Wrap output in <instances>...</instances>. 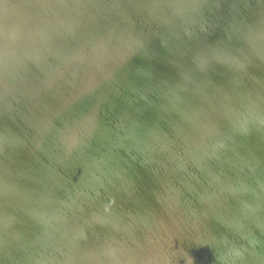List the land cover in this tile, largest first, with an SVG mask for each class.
I'll use <instances>...</instances> for the list:
<instances>
[{
	"label": "rangeland",
	"instance_id": "rangeland-1",
	"mask_svg": "<svg viewBox=\"0 0 264 264\" xmlns=\"http://www.w3.org/2000/svg\"><path fill=\"white\" fill-rule=\"evenodd\" d=\"M94 1L95 0H0L1 53L7 52L5 50L7 42L16 41L18 44L21 42L18 46V51L16 50V53L14 54L16 58L8 53L6 61L8 58L9 60L7 62H0V70L2 73L13 68L9 70V72L6 71L4 74L5 76L0 72L1 90H9L7 91V95L9 92L11 93L8 95L11 97L10 100L12 99L13 102L16 100L12 103V105L10 100L6 101L9 104L7 103L5 106L6 103L4 100L9 99L8 96H5L6 98L3 99V102H0L2 103L0 104V107H5V109L0 108V117L1 120L3 119V122H0L3 123L4 127V129L1 130L2 125L0 123V156H2L3 153L8 152L3 155L1 162L4 159L5 163L10 162L9 165L5 164L6 171H3L5 168H1L0 166V170H2V172L0 171V176H4L6 172L10 173L9 171H14V166H16L15 168H19L25 162L27 159L26 157H28V154H30L32 149L30 152L28 151L29 153L26 151L29 150V147L32 148L31 146L34 144L33 142H36V137L32 138L31 136H26L22 140L23 144H17V146L15 143L11 144V138H13L11 137V134L17 135V133H20L18 136L15 135L17 138L24 133L21 132V126H16L20 128H16L15 131L13 130L15 133H12L8 127L11 128V125H13L12 127L15 126L12 122H9V119L12 116L11 113H16L14 115L16 118V116L23 111V100L25 99L23 97L24 95L25 97L30 95L29 89L32 91V87H34L35 82L38 80H48V78L42 79L44 77V73L49 75L51 80L57 82L58 84H66L70 86L71 89L73 85H78L82 88V85H84L88 79L87 74H84L80 80H69L65 75L55 76L60 73L55 71V67L59 64H67L66 62L69 61V58L74 59L75 57L78 58H75L74 64L81 65L83 61L81 57H85L86 60H90V68H92V71L96 76H103L107 78L111 75V71L108 72L102 69L103 64L94 69V62L96 58H98V55L102 52L101 47L103 42L94 43V40L93 44H91V41L89 40L95 38L89 39L86 35H80L77 37L81 26L82 16L86 13L96 14L100 11V8H104L106 6L111 11L113 10L112 12L115 10V12L110 14L112 15L111 18L109 17L111 20L107 23L105 22V26L102 25L104 26L103 29L108 28V30H113L117 33L119 28L115 25L122 17L126 20L124 34L127 36L131 34L135 27L147 28L152 26L159 17V10L162 6V0H104V2L102 0V4L98 6V10H94L90 8L92 7L91 5L94 4ZM205 1L207 5L203 4L202 7L197 8L199 13L198 21L206 22L205 28L209 29L211 33L210 36L199 37L197 33H192L190 35L186 34V40L184 43L188 45L191 44V47L190 49H185L176 54L161 53L159 46H156V44L152 42L150 51H148V56H146L145 53H140V55L145 57L146 62L153 60L154 65L152 68H145L141 64L143 59L139 58L140 62L134 68L132 73L127 75L114 74L115 79L121 81V83H118L121 87L120 91L123 93L121 97L124 95L132 97L131 99L137 101V105L139 102V106L131 110L124 109V112H121L123 106L125 105L124 102H115L113 104L115 112L110 114L107 117V120L108 122L111 121V126L114 128L111 132H117L116 136L111 135L108 128L101 132L103 130L102 129L97 134L100 138L97 139V144L100 148L98 153L100 152V155L104 154L101 157L110 155L117 156L120 158L118 166L112 169V160H108L109 157H106L102 158L101 164L103 169H99L97 171L91 165L96 159L97 149L87 146L86 154L89 158V168L86 169V172L89 173H87V180L82 183L81 187H76L73 183H71L73 182V179H71V182L63 184L64 197L68 202L70 210H73L72 202H75L78 198L83 199L85 197L92 196V198L90 197L86 201L87 209L84 211L81 218L78 219L79 222L67 227L63 232H59L53 228L45 230L46 226L44 223L46 220H49L53 214L50 210H47L43 220L36 223L32 222L33 220L26 221L23 226V233L15 231L13 234H9V232H5L2 239H0V249L3 248V246H10L12 252L9 254H1L0 252V264H12L15 259L20 264H39L38 260L41 259V257H43V260L41 259L42 264H60L62 259H64V261L66 260L67 264H72V254H76L74 257L79 258L81 257L83 249H86L93 255L97 256L95 264H196L195 259L201 261V264H214L218 262L219 259L214 260V262L209 259L212 256L213 247L202 241L205 240V231L200 219L204 215L210 214L209 208L203 204V202L208 200L210 197L209 191L207 190L210 183L198 182L196 180V174H207L212 177V175L216 173V170L211 164H204L200 168H187L190 166V162H186L184 161V158L179 157V155L183 152L185 145L182 142L184 137L181 134V128L183 127V121H185V119L193 115H197L210 105H205V103L215 101L217 99L219 100L220 97L236 91V72L228 67L229 62L241 61L242 65V60H246L250 57L252 67H255V63L258 62L257 60L260 52L264 50V31H262L264 30V0H252L250 3H248V0H226L225 3H220L219 0ZM246 1L248 4H246ZM144 2H147L148 4L143 5ZM238 3H242L243 5L240 10L237 9ZM140 7L141 9H139ZM246 7H250V10ZM115 8L119 9L118 12ZM203 12L208 15L207 20L204 19ZM115 13L116 15L118 14V18H116V15L113 16ZM140 13H143V17H140ZM237 17L239 18L238 20ZM17 27L25 28L26 33H15V35L13 31ZM103 29H100V31ZM225 30H231L230 32L233 34V40L229 39L228 41V43L230 41L233 43V48L229 49L228 47L230 46L227 43L222 47L212 49L213 46L222 39V35ZM253 30H259L261 32L253 34ZM171 34L172 32H169L168 36ZM181 35L184 36V33L182 32ZM63 36H66L67 40L63 39ZM103 36L107 37L105 35ZM86 37L89 40L86 39ZM73 45H76L77 49L73 47ZM38 46L42 49H39ZM47 46L50 48H46ZM165 46L167 47V44H165ZM80 47H86L90 53L88 55H85L83 52L74 53V50H78ZM153 47L157 48V55L154 57L152 56L153 54L151 51ZM206 47L212 50L210 52L203 53L201 48L204 50ZM161 50L165 51L163 47H161ZM25 51L26 54H23L22 56V52L25 53ZM25 55L27 56L25 57ZM47 55H50L48 57H51V60L45 67L44 64H46L45 59ZM18 57L20 59L23 57V63L22 60H20V63H22L21 66H19V64L18 69L17 67L10 68L9 65L10 62H12L11 60L15 62ZM62 58L65 59L62 60ZM24 59L27 62H25ZM98 59L103 62L105 61L103 58ZM196 59H198V63H196V65L198 64L199 71L194 72L193 61ZM65 60L66 62L63 63ZM4 63L6 65L9 64L8 69H5L7 67ZM25 63H27V65ZM113 64L115 68L118 65V62ZM210 65L216 69L215 74L207 71V67ZM1 67H5L4 70ZM25 67L29 70L26 71ZM82 67L83 64L79 67V69ZM42 68L45 70H42ZM15 69L19 71H16ZM240 69L241 72L250 73L243 70L242 67ZM13 70L19 74L15 73ZM10 71H13L14 73L11 72V75ZM20 72H23L24 74H21ZM29 72H31L30 76L27 75ZM7 73L8 75H6ZM9 73L10 77H8ZM14 74L15 79L13 77ZM17 74L18 76H16ZM20 76H22L25 80H22V78L20 79ZM26 77L32 79H26ZM129 77H135L138 81L128 84L127 79ZM230 77H233V79ZM31 81L34 82L32 83ZM23 85L26 88H24ZM28 85H30V88H28ZM215 86L218 87L217 92L213 91ZM144 93L147 94L143 95ZM182 94L184 97H179L172 103H164L170 102L172 96H180ZM15 97L19 99H16ZM255 97L259 99L264 98V91L257 92ZM30 101H35V96H31ZM144 102L152 103V107L156 111L153 112L151 116H157L158 118L154 119L151 116H148L149 109L142 106ZM3 109L4 113L6 110H10V112L5 113V115H11L9 116V119H7L8 116L5 118L6 116L3 113ZM175 109L177 112L174 111ZM43 111L44 110L42 109L41 112ZM45 112L48 115L53 116L48 109H46ZM169 112H173L176 115L168 117ZM106 113L107 111L102 112L101 116L105 118ZM263 113L254 118L252 127L253 130H259ZM2 115H4V117H2ZM14 117L12 116L11 119ZM6 119L9 124H12L7 126L8 123H6L5 125L4 122ZM62 122L63 127L69 130L70 135L73 138H78L83 135L85 123L82 122L81 117L75 112L62 116ZM120 128L131 132V135L126 136L123 139L119 133ZM17 129L19 132L16 131ZM175 131H178L183 139L177 136L173 137V140L169 142L157 143V146L163 147L160 156H163V154L168 156H163V158L159 159V171L151 178H155L156 175L162 172H167L166 168L168 167L169 171H172V174H170L172 176V180L169 181L171 177L165 173L166 175L164 174V176L159 179V183L153 187H150L152 184H140L138 182L133 183L129 189H134L132 191L135 195V198H132L134 203L126 205L125 202H123L124 200L120 198L113 206L116 215L110 218V221L102 218V216L98 213L102 214L103 210L111 207L112 204L106 196H104L100 201L97 200L95 198V194L97 192L105 194L108 189L105 186H101L99 184L96 185L92 181L88 183V177L92 178L95 174L97 178L101 180L100 182L105 180L117 182L115 179H118L120 180L119 184H122L125 187L126 184L138 180L142 172L148 169L154 170L157 168V162L153 160V157L157 154L150 155L152 157L145 165H142L144 160L140 162L142 157L140 151H143V149L139 148V143L134 141L141 140L143 138L145 139L146 136L154 133L169 132L174 134ZM4 140H7L8 142H5ZM37 144L39 143L37 142ZM196 146L197 148H200L202 144H196ZM24 148H27L26 151ZM257 148V152H260L253 153L249 163L258 169L264 170V158L259 156V154L264 156V148L261 145H258ZM61 149L62 148H52V150ZM20 150H22L21 153ZM17 152H19L20 155L17 154ZM231 152L232 156L235 157L238 153V147H232ZM9 153L11 159L9 158ZM14 154L16 156L19 155V157L15 158V162H11ZM21 154L26 156H22L24 160L21 159L22 164L21 161H19L21 165L19 164L20 166H18V164L15 163L18 162ZM6 155L10 160L5 158ZM175 156L177 158L174 166L169 167V164L173 161ZM127 157H129L131 162H133V166H130L127 163ZM238 158L235 159L237 160ZM1 162L0 164L4 166ZM11 163H13L14 166ZM10 165H12L13 168L10 167ZM6 166L12 168V170H8V167ZM124 166H127L129 170L128 173L124 171V173H126L124 176L131 174L134 178L121 183L118 170ZM139 167L142 168L141 172L139 174H132L133 171ZM84 169L85 166H71L68 168V171L71 174H77L79 170ZM61 170H63V167L59 164L52 169V172H55L53 175L55 180H59L58 177ZM231 170L236 175H240L241 173H245L246 168L242 167L240 169L239 167H235ZM175 172L177 178L180 180V183H178L174 178ZM254 182L260 187L257 186V190L255 192L249 193L250 198L252 200L257 197L259 199L264 198V172L256 175ZM90 183H92V185H90ZM154 190H159L161 192L159 195L151 197L154 198L156 202L144 208H140L142 203L148 201V199H145ZM29 192L31 194L30 200L32 202L39 203L44 196L45 187L42 184H36L34 188L29 190ZM177 194L183 195L180 205H178L177 208L170 210L169 204L173 199L172 197ZM0 198H4L5 201L9 198L13 199V196H10V194H3L0 195ZM1 207L7 209H0V226H3L1 222H6V215L4 214L7 211H11L13 214L15 210L12 208L15 207V203H13V201H11V204L3 203V206ZM138 208L140 209L137 211ZM227 211L228 214L222 215L225 227L223 234L219 236V241L216 244V251L218 253H227L228 248L232 245V233L235 231V226H232V222H234V214L230 209H227ZM221 213L222 211H216L212 215L216 219ZM255 220L256 225L260 229L264 230V213L259 214ZM134 227H137V230ZM35 232H41L39 235L40 242L38 244L41 247L39 248L41 250L49 251L47 254H43L42 252L39 254L40 257L33 260L32 257L30 258L29 256H31L30 254L34 250V246L36 244L32 246L31 243L34 240H31L26 236L27 234ZM188 235L190 236L188 237ZM75 237L78 238L76 241L69 242L71 238ZM9 240H12V242L8 243ZM254 242L259 243L258 241ZM26 246H29V250L32 248V251H28L29 256H26L27 251L22 254L18 252L20 249L28 250ZM49 246H54L55 248ZM182 246L190 247L189 255L191 259L186 262H181L173 258V254L177 248ZM256 246L257 245L254 244V248ZM3 249H1V251H4ZM114 250H119L114 259L107 258L106 254ZM27 257H29L30 260ZM22 258H24V260ZM25 259L29 261H26ZM252 259L254 260L252 254L245 256L243 263L251 264ZM22 261L24 262L22 263ZM19 263L16 262L15 264Z\"/></svg>",
	"mask_w": 264,
	"mask_h": 264
},
{
	"label": "bare ground",
	"instance_id": "bare-ground-1",
	"mask_svg": "<svg viewBox=\"0 0 264 264\" xmlns=\"http://www.w3.org/2000/svg\"><path fill=\"white\" fill-rule=\"evenodd\" d=\"M219 2L225 3L226 0H219ZM250 2H252V0H248V3ZM161 3L162 6L158 14L159 17L152 26H149L147 28L135 27L131 34L127 36L124 34L126 20H124L122 17V20L120 19V21L117 19L119 22L117 21L115 25L117 28H119L117 33L113 30H108V28L103 29L105 24L109 20H111L109 19V17L111 18L112 16L110 14L114 13L115 10L114 12H112L113 10L111 11L108 7L105 6L104 8H100V11H98V13L96 14H83L84 16H82L81 18V26L79 28L77 37L80 35H86L87 37H89V39L95 38L89 40L86 37V39L91 41V44H93L94 40V43L103 42V45L101 47L102 52L98 55V58H103L105 61L103 62L102 60L96 58L94 62V69L103 64L102 69L104 71H111V75H109L107 78L103 76H96L95 73L92 71V68H90V60H86L85 57H81L83 60V67L81 69H79V67H81L82 64H74L75 58L78 57H75L74 59L69 58L68 62H66V60L63 61V63L66 62L67 64L60 65L59 61V65H56L57 67H55V71L60 73L55 76L65 75L69 80H80L84 74H87L88 79L86 80L84 85H82V88L78 85H73L71 89V87L66 84H58L57 82H54L53 80H51V77L49 75H46V73H44V75L41 73L44 76L43 78H41H48V80H38L35 82L34 87H32V91L31 89H29L30 95L28 97H25L24 95L23 98L25 99H22L24 103L23 111L20 112V114H18V112L16 118L14 117L16 113H11L14 118L11 119L12 116L9 115L11 116L9 119L8 114L5 115V113L10 112V110H6L4 113L5 107H0L4 108L3 113L6 116L5 118H7L8 116L7 119H9V122H12L15 125L14 127H12L13 125H11L10 127L12 129L9 127L8 129H10L12 133H15V129L18 128L16 126H21V128H19L22 131H20L24 133L23 135L17 138L16 136H18L20 133H17V135L15 134L16 136L11 134V137H13L11 138V144L15 143L16 146L17 144H23L22 140L26 136H31L32 138L36 137V142H33L34 144L36 143L34 147V144L32 143V148L29 147V150L26 151L27 148H24L27 153H29L32 149L30 154H28V157H26L27 159L25 160V162L22 164V160H24L22 156L25 157L26 155L21 154L20 159L15 164H18V166H20L21 164L22 165L19 168H15L16 166L11 163L13 164L15 169L12 165H10V167H12L14 171H9L10 173L6 172L4 176H0L2 177L0 178V195L10 194V196H13V199L9 198L5 201L4 198H0V209L7 210L1 207L3 206V203L11 204V201L15 203V207L12 208L15 210V212L12 214L11 211H7L4 214L6 215V222H1L3 226H0V239H2L5 232H9V234H13L15 231L23 233V226L26 221L33 220L32 222L36 223L43 220L45 218L44 215L47 210H50L53 214L51 215V218L49 220H46V222L44 223L46 226L45 230L53 228L59 232H63L67 227L71 226L76 222H79L78 219L81 218V216L84 214V211L87 209L86 201L90 197L92 198V196L85 197L83 199L78 198L75 202H72L73 210H70L68 207V202L64 197L65 195L63 190V184L71 182V179H73V182L71 183H73L76 187H81L82 183L87 180L88 172H86V169L89 168V158L86 154L87 146H91L92 148L97 149L96 159L91 164L97 171L99 169H103L101 164L102 158L106 157H109L108 160H112V169L118 166L120 158H118L117 156L110 155L101 157L104 154L100 155V152L98 153L100 148L98 147L97 139L100 138L97 134L102 129L103 130L101 132L105 131L108 128L109 133L111 135L116 136L117 132H111L114 130V128L111 126V121L108 122L107 120V117L115 112V107H113V104L115 102H124L125 105L123 106L121 112H124V109L131 110L139 106V102L137 105V101L131 99L132 97H128L127 95L121 97L123 93L120 91L121 87L118 84L121 83V81L116 80L114 74L127 75L129 73H132L134 71V68L140 62L139 58L143 59L141 64L145 68H152L154 65L153 60H149L146 62L145 57L143 55H140V53H145L146 56L149 55L148 51H150V46L152 42L155 43L156 46H159L161 53L176 54L185 49H190L191 44L188 45L184 43L186 40V34L190 35L192 33H197L199 37H206L211 35L209 29L205 28L206 22L198 21L199 13L197 11V8L202 7L203 4L207 5L205 0H162ZM248 3L246 1V4ZM101 4L102 0H95L94 4L91 5L92 7L90 8L98 10V6ZM146 4L148 3H143V5ZM241 6H243L242 3H238L237 9L240 10ZM205 7L208 8L207 6ZM246 8L250 10V7ZM139 9H141V7ZM118 10L119 9H116L117 12ZM116 13L113 14V16H115ZM140 14V17H143V13ZM203 14L204 19L207 20L208 15L204 12ZM116 18H118V14L116 15ZM238 19L239 18L237 17V20ZM100 29L103 30L100 31ZM25 31V28L17 27L14 29L13 33L23 34ZM230 31L231 30H225L224 34L222 35V39L217 42L212 49H216L217 47H222L226 45L229 39L233 40V34ZM169 32H172V34L168 36ZM182 32L184 33V36L181 35ZM259 32L261 31H252L253 34ZM103 35L107 37H104ZM63 39L67 40V37L63 36ZM19 44L16 41L7 42L5 47V50L7 52L1 53L0 51V62H7L9 60L8 58V60L6 61L8 53L14 56L16 50L18 51ZM165 44H167V47L165 46ZM228 44L230 46L228 47L229 49L233 48L234 45L233 43H231V41ZM48 47L49 46H47L46 48ZM73 47L76 48L77 46L73 45ZM161 47H163L165 51H162ZM40 48L41 47H39V49ZM212 49H208L206 47L204 50L201 48V51L203 53H206L210 52ZM75 50L74 53L83 52L85 55H88L90 53V51L86 49V47H80V49L76 51ZM156 50V47H153L151 50L153 57L157 55ZM23 54H26V51L25 53L22 52L21 55L23 56ZM26 56L27 55H25V57ZM48 56L50 55H47L45 59V67L47 66V63L51 60V57ZM14 58L16 57L14 56ZM22 58L23 57H21L20 59L18 57L17 60L14 59L15 62L11 60L12 62H10V65H8L10 66V68L17 67L18 69V65L20 64L19 66H21V64L23 63ZM63 59L65 58H62V60ZM20 60H22V63H20ZM257 61L258 62L255 63V67H252L250 57L246 60H242V65L241 61L229 62L228 67H230L236 72V91L234 93H230L223 97H220L219 100L217 99L215 101L205 103V105L210 104L205 110H202L197 115H193L185 119V121H183V127L181 128V134L183 135L184 139L180 136L178 131H175L174 134H171L169 132L154 133L146 136L145 139L143 138L141 140L134 141L136 143H139V148L143 149V151L135 150L140 151L141 153L142 157L140 159V162L144 160L142 165H145L147 161L152 157L150 155L157 154L153 157V160L157 162L156 169H148L142 172L138 180L126 184L125 187L122 184H119L120 180L118 179H115V181L117 182H113L111 180H105L100 182L101 180H99L95 174L92 176V178L88 177V183L92 181L94 184L105 186L108 189L105 194L101 192H97L95 194V198L97 200L100 201L104 196H106L112 204L111 207L104 209L102 214H98L101 215L102 218H104L105 220L110 221V218L116 215L113 206L118 199H123V202H125L126 205L133 204L134 201H132V198H135V195L134 193H132V191L134 189L129 188L135 182H138L140 184H152V186L150 187H153L159 183V179L163 177L165 173L171 177L169 180L171 181L172 176L170 174H172V171H169L168 167L166 168L167 172H162L156 175L155 178L151 179L152 176L159 171V159L163 158V156H168L164 154L163 156H160L163 147L157 146V143H166L173 140V137L179 136L183 139V144H185L183 152L179 155V157L184 158V161L186 162H190V166L187 168H200L204 164H211L216 170V173L213 174L212 177L207 174H196V180L198 182L210 183V185L207 187L210 197L208 200L203 202V204L209 208L210 214H206L200 219L205 231V240L202 241L208 243L211 247H213L212 256L209 259L212 262H214V260L216 259H219L218 262L214 264H244V257L252 254L254 260L252 259L251 264H264V230L260 229L256 225L255 220L259 214L264 213V198L259 199L257 197L256 199L252 200L249 196L250 192H255L257 190L258 185L254 182L255 176L259 173L264 172V170L258 169L257 167H254L253 165H251V163H249V160L252 157L253 153L258 151V145H261L264 148V98L259 99L255 97L257 92L264 91V50L260 52ZM25 62L27 61L25 60ZM115 62H118V65L114 68L113 63ZM196 63H198V59L193 61L194 72L199 71L198 64L196 65ZM25 64L27 65V63ZM8 65L5 64L7 68H1H3V70L4 68L8 69ZM241 67L243 70L250 73L241 72ZM25 69L26 71L29 70L26 67ZM9 70L6 71L9 72ZM15 70L13 71L15 72ZM42 70L45 69L42 68ZM6 71L2 73L0 70L2 75H4ZM13 71H10V73ZM207 71L212 74L216 73V69L211 65L207 67ZM10 73L8 77H10ZM30 73L31 72H29L27 75L30 76ZM18 74L16 76H18ZM21 74L24 73L22 72ZM6 75H8V73ZM22 76H20V79L22 78V80H25ZM13 77L15 79V74ZM27 78L29 77H26V79ZM230 78L233 79V77ZM137 81L138 79L135 77H129L127 79L128 84L135 83ZM29 86L30 85H28V88H30ZM7 91L9 90H1L0 96L2 98L0 97V100H2L0 102H3V99L6 98L5 96L11 94L9 92V94L7 95ZM213 91L217 92L218 87L215 86ZM146 94L147 93H144L143 95ZM31 96H35V101H30ZM8 97V100H4L6 103L5 106L8 103L6 101H9L11 98L10 96ZM179 97H184V95L182 94L180 96H172L170 102L164 103H172ZM11 100L10 103L12 105V103H14L16 100L14 99V102L13 100ZM142 106L149 109L148 116H151L153 112L156 111L153 109L152 103L144 102ZM42 109L44 110L43 112H41ZM46 109H48L51 115L53 116L48 115L45 112ZM104 111H107L105 118L101 116V113ZM174 111L177 112L176 109ZM72 112L78 114L81 117L82 122L85 123L83 135L78 138H73L70 135L69 130L63 127L62 116L68 115ZM261 113H263V115L261 118L260 128L259 130H253V120L256 116L260 115ZM4 115H2V117H4ZM168 115V117H173L176 114L173 112H169ZM151 117L154 119L158 118L157 116ZM7 119L4 124L6 125V123H8L7 126H9L12 123L9 124ZM2 120L0 117V121ZM1 125L3 127V123H1ZM2 127L1 130L4 129V127ZM18 129L16 130L17 132H19ZM119 133L123 137V139L126 136L131 135V132H128L127 130L121 128L119 129ZM7 140L4 141L6 142ZM37 142L39 144H37ZM196 144H202V146L200 148H197ZM234 146L238 147V153L235 157L232 156L231 152V149ZM52 148L62 149L52 150ZM21 151L22 150H20V153ZM6 153H3V155H5ZM20 153L17 152V154L19 155ZM3 155L0 156V162ZM19 155L16 156L14 154V156L16 157L13 156V160L11 162H15V158H18ZM259 156L264 158V156L261 154H259ZM5 158L7 159L8 156L6 155ZM176 158V156L173 158V161L169 164V167L174 166ZM235 158L238 159L236 160ZM4 160H2L1 162L4 166L0 164L1 168H5V164H10V162L5 163ZM19 161H21V164L19 163ZM126 161L130 166H133V162H131L129 157L126 158ZM58 164L63 167V170H61L59 174V180H55L53 176L55 172H52V169ZM71 166H85V169L79 170L77 174H71L68 171V168H70ZM10 167H8L7 169L12 170V168ZM235 167H239L240 169L242 167L246 168L245 173L236 175L231 170ZM141 170V167L136 168L132 174H139ZM0 171L2 172V170ZM3 171H6V168ZM124 171L128 173L129 170L127 166H124L118 170L119 177L121 178V183H124L134 178V176L131 174L124 176L126 174L124 173ZM174 178L178 183H180L179 178H177L176 176V172L174 173ZM36 184H42L45 187L44 196L41 202L39 203H35L30 200L31 194L29 190L34 188ZM90 185H92V183H90ZM261 187L263 188L262 185ZM160 193L161 192L159 190L152 191L150 195L145 199H148V201L142 203L140 205V208H144L150 204H154L156 201L154 198L151 197L159 195ZM172 198L173 199L169 204L170 210H173L177 208L178 205H180V201L181 198H183V195L177 194ZM140 208H138L137 211ZM227 209L233 211L234 222H232L233 224H231L233 227L235 226V231L234 233H232V245L228 248V252L218 253L216 251V244L219 241V236L223 234L225 225L222 215L228 214ZM216 211H222V213L219 217L215 219L212 214H214ZM134 228L137 230V227ZM40 233L41 232H35L32 234H27L26 236L29 239L34 240L31 243L32 246H34V244L37 245L34 246L35 248L33 251L31 250L32 248L29 250V246H26L28 250L20 249L18 252L22 254L26 253L27 251V255H24L29 256L28 251H32L33 254L31 253V256L29 257H32L33 260H35V258L37 257H40L39 254H41L42 252L43 254H47L49 250H41L39 248L41 247L38 245L40 242ZM189 236L190 235H188V237ZM77 239L78 238L76 237L71 238L69 242L76 241ZM254 241H258L259 243H256ZM11 242L12 240L8 241V243ZM254 244L257 245L255 248ZM49 247L55 248L54 246ZM3 248L1 249H3L4 251H1L0 249L1 254H9L10 252H12L10 246H3ZM189 250L190 247L187 246L178 247L175 253L173 254V258L181 262H186L191 259L189 255ZM118 251L119 250L111 251L106 254V257L114 259ZM75 255L72 254V264H95V261L97 259V256L93 255L86 249L82 250L81 257L75 258ZM22 259L24 260V258ZM41 259L43 260V257H41ZM41 259L38 260L39 264H42ZM16 262L19 263L15 259L12 264H15ZM23 262L24 261H22V263ZM195 262L196 264L202 263L201 261L196 259ZM60 264H67V262L66 260L64 261V259H62Z\"/></svg>",
	"mask_w": 264,
	"mask_h": 264
}]
</instances>
